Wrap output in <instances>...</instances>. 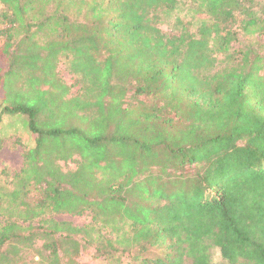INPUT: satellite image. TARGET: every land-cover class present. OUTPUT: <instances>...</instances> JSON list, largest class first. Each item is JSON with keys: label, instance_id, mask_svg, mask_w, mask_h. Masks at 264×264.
I'll list each match as a JSON object with an SVG mask.
<instances>
[{"label": "trees", "instance_id": "16d2710c", "mask_svg": "<svg viewBox=\"0 0 264 264\" xmlns=\"http://www.w3.org/2000/svg\"><path fill=\"white\" fill-rule=\"evenodd\" d=\"M185 6L197 32L164 31ZM241 33L264 38V2L0 0V121L26 116L36 141L0 186V264L32 237L61 264L57 237L79 253L92 231L106 264H212L213 247L264 264V43Z\"/></svg>", "mask_w": 264, "mask_h": 264}, {"label": "rangeland", "instance_id": "374dc122", "mask_svg": "<svg viewBox=\"0 0 264 264\" xmlns=\"http://www.w3.org/2000/svg\"><path fill=\"white\" fill-rule=\"evenodd\" d=\"M261 1L264 2V0ZM204 17L205 14L196 15L193 13V8L185 6L168 16L167 21L161 27L167 33L178 32L179 29L175 25L177 24V18H181L185 23L191 25L192 31L197 32L200 21ZM259 42L263 44L264 38L241 33L239 40L234 43V47L239 49L251 44L258 47ZM222 58V55H218V69L225 67L224 62H221ZM0 64H2L1 58ZM57 72L63 81L71 86V95H75L80 91L77 77L70 72L68 60L65 57H62L59 61ZM0 138L2 146L0 151V186L12 188L15 175L24 167V153L36 145L35 136L28 129L26 116L16 115L2 117L0 121ZM60 163L65 170H74L77 167L75 160L61 161ZM36 194V191H34L32 196L34 197ZM52 217L58 221H67L77 227L87 226L91 223V214L88 211L83 214L57 213ZM96 235L97 233L92 231L89 235L84 233L75 237L74 240L79 245V253L73 250L76 249V243L73 245L71 241L59 235L57 239L61 249V264H106L102 257L97 256L92 243ZM33 240L34 242L31 243ZM44 243L43 239L32 237L28 241L25 240L24 244H21V248L12 250L11 254L10 252L7 253L10 254L13 264H39L41 260L46 262L45 257L49 253L44 248ZM6 249L11 250L10 243L6 244L1 251L6 252ZM211 261L212 264H229L222 257L218 247L211 249Z\"/></svg>", "mask_w": 264, "mask_h": 264}]
</instances>
